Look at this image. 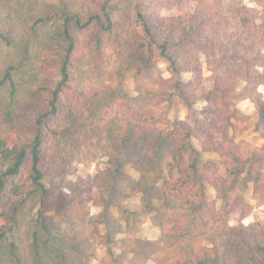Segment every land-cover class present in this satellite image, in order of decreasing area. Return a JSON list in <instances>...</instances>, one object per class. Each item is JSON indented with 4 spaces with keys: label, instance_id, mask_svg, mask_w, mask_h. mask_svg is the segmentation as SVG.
<instances>
[{
    "label": "trees",
    "instance_id": "1",
    "mask_svg": "<svg viewBox=\"0 0 264 264\" xmlns=\"http://www.w3.org/2000/svg\"><path fill=\"white\" fill-rule=\"evenodd\" d=\"M59 1L63 7L58 18L62 20L40 32L49 10L36 13L27 34L28 40L32 37L29 41H14L12 29L0 28V203L3 197L26 201L39 193L42 198L48 190L47 160H65L62 152L67 149L61 137H74L71 129L78 128L77 122L83 125L90 103L98 108L102 96L97 87L110 95L108 91L122 87V78H116L120 62L126 65L122 72L132 69L139 77L157 58L173 78H152L150 91L158 95L148 104H130L126 99L107 103L109 113L118 115L111 121L115 130L120 131L121 126L124 130L118 132L122 138L100 145L110 149L108 163L113 170L109 190L123 185V165L131 163L126 152L129 143L151 151L144 162L150 166L138 167L145 177L136 180L134 191L143 192L160 181L163 184L157 189L159 200L149 198L156 201L159 237L129 238L122 252L135 258L127 264H141L137 258L152 264H264V215L244 224L252 206L241 197H230L238 177L245 173L252 183L251 197L264 201V98L250 86L264 87V5L261 12L244 5L234 7L233 19L224 8L225 0H145L143 11L134 9L132 15L121 13L115 18L109 0ZM172 8L179 12L170 16ZM241 21L234 30L232 26ZM6 48L12 55L4 52ZM202 57L208 75L203 74ZM77 60L88 65L89 80L80 87L71 83L70 67ZM186 74L190 77L185 80ZM92 77L101 81L94 83ZM175 94L189 109L197 100H204L201 115L187 119L166 116L162 107ZM36 97L42 100L37 103L39 114L31 108L21 110ZM247 97L262 111L255 122L263 138L261 145L227 135L236 131L232 120L245 119L237 103ZM19 112L26 121L22 122ZM65 114L74 121L67 131L62 127ZM90 123L97 135L106 133L99 124ZM83 134L82 130L77 134L73 146L87 144L88 137ZM218 134H224L223 143L216 141ZM162 150L170 160L157 171L153 164ZM210 151L220 158L201 160L202 152ZM103 179L108 182L109 176L101 177L100 183ZM83 188L85 191L88 186L82 181L79 187L61 193L60 200L69 202L70 215L87 213L86 206L81 210L86 205L82 192L77 193ZM131 194V188L127 189L121 202ZM83 195L92 197L89 190ZM39 205L37 216L42 225L43 198ZM230 220L238 224L232 225ZM39 230L40 226L28 236L37 255L45 258L46 246L39 243ZM16 246L15 240L10 241L8 233L0 230V264H11ZM56 249L62 257L65 250ZM17 264L22 262L17 259Z\"/></svg>",
    "mask_w": 264,
    "mask_h": 264
},
{
    "label": "rangeland",
    "instance_id": "2",
    "mask_svg": "<svg viewBox=\"0 0 264 264\" xmlns=\"http://www.w3.org/2000/svg\"><path fill=\"white\" fill-rule=\"evenodd\" d=\"M72 1L78 2L77 0ZM147 2L145 0H109V5L115 18H117L116 16L121 13L132 15L134 9L143 11ZM60 3L61 1L59 0H0V28L4 30L12 29V39L14 41H29L32 37L30 36L28 40L27 34L35 21V14H44L49 10L48 15H44L46 22L40 24L39 31L41 32L43 27L49 28L54 21L59 23L62 20V18H58L60 8L63 7ZM241 5L261 12L264 0H225L224 8L234 19L232 8ZM178 12L177 8H172L170 16ZM241 24L242 21L234 25L235 27L232 26V28L237 30V27ZM5 51H9L10 55H12V51L8 48ZM201 59L203 62V74L208 75L210 72L205 68L204 58L202 57ZM111 62H113V59H111ZM87 66L85 60H77L70 67V72L74 78H71V83L74 86L80 87L88 82L89 78L86 75ZM110 67L111 65H107V68ZM125 67V63L120 62L116 70V78L119 81L122 78L121 89L108 91V93L112 94L106 95L101 88L96 86L100 97L102 96V99H100L101 103L97 100L98 108L94 109L96 103L91 105L90 102L93 100H90L88 110L83 117V125L77 122L78 128L71 129L74 137L66 140L61 137L62 143L66 144L67 149L62 152L65 160H60L57 163L52 162V158L47 160L48 172L45 184L48 190L42 197L44 200V208L42 209L43 226L37 216L39 203L42 199L39 193L26 199V201H22L20 197H3L0 203V230L6 231L10 236V241L14 239L17 244L12 255L11 264H17V259L22 264H127L130 258H135L132 254H124L122 252V245L125 242L128 243L130 241L129 238L158 239V218L154 210L156 201L154 199L150 201L149 198L153 197L159 200L157 189L163 185L162 181L150 185L143 192H137L133 189L136 180L145 177L139 172L138 167L141 165L145 169L150 166V164L145 165L144 162L147 158V151H151L134 147L132 143H129L126 152L131 163L123 165V185L117 190L112 188L109 190L110 177L113 170V165L108 163L110 149L107 147L102 148L100 145L108 140L122 138L119 133L124 130L122 126L120 131L115 130L111 121L118 115L115 112L109 113L108 109H106L107 103H116V101L119 102V99H126L130 104H148L152 98L158 95V92L150 91L152 78L155 79L156 76H162L170 79L173 77L167 71L166 64L157 58L148 64L147 69L143 71V75L139 77L135 75L132 69L126 71V73L122 72ZM256 68L259 71L262 70L261 67L257 66ZM183 76L185 80L190 77L189 74ZM93 80L94 83L101 81L99 77H95ZM137 86H140L141 89H137ZM250 86L261 92L264 98V87L262 85L256 87L255 84L251 83ZM36 98L37 100L31 104L22 106L21 110L27 111L31 108L36 111L37 103L42 102L40 97ZM204 105L205 101L199 99L189 109L181 100V97L175 94L171 102L163 105L162 110H165L166 116L170 119H187L191 115L200 116L201 108ZM237 107L243 112L245 119L232 120L237 127L236 131H229L227 135L232 136V139L235 140L241 138L251 141L255 145H261L263 138L260 135L261 133L256 130L255 122L262 115V111L255 107L249 97L240 99ZM40 112V109H38L35 115ZM204 112L206 111L204 110ZM19 113V118L22 119V122L26 121V116L21 112ZM92 114L94 116H91ZM123 115L125 113L120 114V116ZM68 116V114H65L63 117L62 127L64 131L68 130L70 122H74ZM32 119L33 117H31V121ZM90 121L102 126V129H106V133L100 135L94 133L91 130ZM93 126L95 125L93 124ZM81 130L84 132L82 137H84L85 133L88 137V146L85 143H81L78 147H75L73 143L77 140V134ZM215 139L218 143H223L225 140L224 134H218ZM162 152L160 159H157V163L153 164L157 171L165 168L170 160V157L167 159L166 152L164 150ZM219 158V154L214 151L202 152L201 154V160ZM105 176H109V181L105 182V179H103L102 183H100L99 179ZM237 180V185L231 190L230 197H241L252 206L251 213L242 222L248 224L257 218H262L264 215V201L257 202L251 197L252 183L250 177L242 173ZM82 181L85 186H88V189L85 191H83L84 188L80 189L77 193L82 192L81 200L85 201L86 205L80 206L82 211H84L82 208L86 206L84 208L87 213L83 216L70 215L68 211L70 208L69 202L60 200L61 193H68L70 192L69 188L79 187ZM129 188L132 191L131 196L124 198L121 202V198ZM88 190L92 193L91 198L83 195ZM209 192L215 197L216 193L212 188H209ZM219 204L220 201L218 200V206ZM229 223L232 225L238 224L236 220H230ZM39 226V243L45 242L44 246H46L44 249L45 258L37 255L36 249L28 236L31 230L37 229ZM56 247L59 250H65L62 257L57 254ZM37 256L38 260L34 259ZM136 260L140 261L141 264H152L150 260L141 261L139 258Z\"/></svg>",
    "mask_w": 264,
    "mask_h": 264
}]
</instances>
